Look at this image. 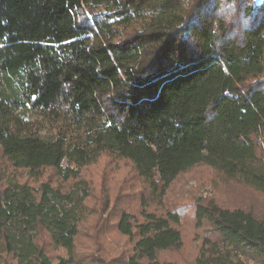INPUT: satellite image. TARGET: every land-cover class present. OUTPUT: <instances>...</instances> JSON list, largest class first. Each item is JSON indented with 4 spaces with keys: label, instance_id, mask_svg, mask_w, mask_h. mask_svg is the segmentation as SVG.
I'll return each instance as SVG.
<instances>
[{
    "label": "trees",
    "instance_id": "1",
    "mask_svg": "<svg viewBox=\"0 0 264 264\" xmlns=\"http://www.w3.org/2000/svg\"><path fill=\"white\" fill-rule=\"evenodd\" d=\"M0 45L1 155L74 181L0 184V264L83 263L81 170L103 153L160 197L198 164L264 194V0H0ZM181 212H121L117 264L179 250ZM184 217L201 232L188 264H264L251 211L198 198ZM42 231L67 257L45 252Z\"/></svg>",
    "mask_w": 264,
    "mask_h": 264
},
{
    "label": "rangeland",
    "instance_id": "2",
    "mask_svg": "<svg viewBox=\"0 0 264 264\" xmlns=\"http://www.w3.org/2000/svg\"><path fill=\"white\" fill-rule=\"evenodd\" d=\"M12 177L33 186L48 181L63 189H69L74 183L71 179L63 181L55 169H42L37 178L31 177L28 170H13L0 153V184ZM81 180L89 188L84 201L85 217L79 223L75 239L76 254L82 264H117L129 255V239L116 230L117 219L123 211L136 216L142 207L158 214H165L170 209L182 211L179 228L183 246L179 250L160 252L157 264H188L197 256L201 232L195 231L193 222L184 216L190 214L198 198L205 202L213 200L224 207H243L264 220V194L227 179L203 164L180 174L162 197L159 190L153 193L147 182L138 177L128 160L109 153H103L83 166ZM36 241L53 260L59 256L67 257L65 250L55 247L44 231L37 235Z\"/></svg>",
    "mask_w": 264,
    "mask_h": 264
},
{
    "label": "snow or ice",
    "instance_id": "3",
    "mask_svg": "<svg viewBox=\"0 0 264 264\" xmlns=\"http://www.w3.org/2000/svg\"><path fill=\"white\" fill-rule=\"evenodd\" d=\"M0 47H3V45H0Z\"/></svg>",
    "mask_w": 264,
    "mask_h": 264
}]
</instances>
